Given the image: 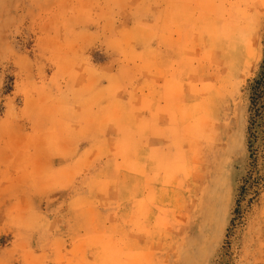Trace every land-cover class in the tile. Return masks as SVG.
<instances>
[{
	"label": "rangeland",
	"instance_id": "rangeland-1",
	"mask_svg": "<svg viewBox=\"0 0 264 264\" xmlns=\"http://www.w3.org/2000/svg\"><path fill=\"white\" fill-rule=\"evenodd\" d=\"M263 60L264 0H0V264H264Z\"/></svg>",
	"mask_w": 264,
	"mask_h": 264
},
{
	"label": "trees",
	"instance_id": "trees-1",
	"mask_svg": "<svg viewBox=\"0 0 264 264\" xmlns=\"http://www.w3.org/2000/svg\"><path fill=\"white\" fill-rule=\"evenodd\" d=\"M249 95V127H248V149L250 152V181L249 189L259 188L264 183V60L260 72L253 79L248 88ZM260 142V143H259ZM262 142V143H261ZM238 209L237 216L241 215Z\"/></svg>",
	"mask_w": 264,
	"mask_h": 264
}]
</instances>
